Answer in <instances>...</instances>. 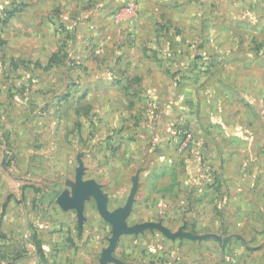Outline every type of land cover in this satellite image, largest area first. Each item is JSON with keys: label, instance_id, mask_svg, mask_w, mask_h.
I'll return each instance as SVG.
<instances>
[{"label": "rangeland", "instance_id": "obj_1", "mask_svg": "<svg viewBox=\"0 0 264 264\" xmlns=\"http://www.w3.org/2000/svg\"><path fill=\"white\" fill-rule=\"evenodd\" d=\"M162 1L140 22L135 0H0V256L99 264L112 228L94 198L81 227L56 202L80 156L109 211L138 174L128 225L219 238L124 234V264H264V0ZM133 62L152 65L120 69ZM99 64L155 94L91 84Z\"/></svg>", "mask_w": 264, "mask_h": 264}, {"label": "water", "instance_id": "obj_2", "mask_svg": "<svg viewBox=\"0 0 264 264\" xmlns=\"http://www.w3.org/2000/svg\"><path fill=\"white\" fill-rule=\"evenodd\" d=\"M77 162L78 166L75 169L74 186L70 192L67 190L62 191L58 195L56 202L63 210H75L78 226L81 227L84 220V202L88 200L90 196L94 198L98 213L112 228L111 237L108 238V245L101 252L99 264H107L109 262L124 264L113 255L120 236L124 234H137L146 229L158 230L170 239L187 238L191 240H202L208 237H214L219 240L218 236L214 234H193L183 230L181 227L176 231H171L161 222L155 221L128 225L126 219L132 209L134 195L138 186V174L132 179V186L124 205L109 211L107 208V196L102 192L100 185L93 179H83L84 166L80 156L77 157Z\"/></svg>", "mask_w": 264, "mask_h": 264}, {"label": "crops", "instance_id": "obj_3", "mask_svg": "<svg viewBox=\"0 0 264 264\" xmlns=\"http://www.w3.org/2000/svg\"><path fill=\"white\" fill-rule=\"evenodd\" d=\"M154 1H156V0H135V3H129V4L127 3L122 8H124V7L128 8V6H130V4H132V8L134 11V12L132 11V13H134V15H131V16L135 17L134 18L135 20H138V18L140 17L139 20H140V22H142V18H145V17H143L144 13L150 11L152 8L155 7L156 4L154 3ZM169 2L171 3V0H163L162 3H160V4L161 5L163 4L164 6H166V4L169 5ZM160 4H157V5H160ZM115 16H117L116 12H115ZM99 52L104 53V51L102 49H99L97 51V53H99ZM151 65L152 64H150V63L149 64H145V63L138 64V63H134V62L131 64L124 63L123 67H121L120 69H125L127 71L135 70V69L138 70L139 68H141V66L145 67L146 69H149ZM99 67L102 71L100 74L96 75L98 77H95V75H93V73H92L91 66H89V70L91 71L89 80H90L91 84H93L95 78H98L102 82H105V83L111 81V83H110L111 85H116V86L120 85L121 86L123 94L125 96H129V97L134 96L138 100H142V98H144V97H147L149 95L153 96L155 94V92L150 91L151 88L155 87V85H156L155 80L152 78H150V80L153 81L155 84H151L150 80L147 79V77H145V76L143 77L140 74L137 75V73H131L130 75H127V74L122 75L121 74V77H118L116 74H112V73L106 74L103 71L104 67L101 64H99ZM113 79H115V80L113 81ZM148 86H149V88H148ZM133 87H135L136 90L133 89ZM8 242L9 241H6V240H0V246L7 248L9 245H11ZM26 245H28V244H26ZM31 245L34 246L33 244H31ZM11 246H13V245H11ZM37 252H39V251H37ZM13 253H14V250H12V249L9 251H6L5 254H2L0 256V260L3 261V259H6L5 264H31L30 260L28 259V257H29L28 255L27 256L26 255H19V254L15 255Z\"/></svg>", "mask_w": 264, "mask_h": 264}, {"label": "built area", "instance_id": "obj_4", "mask_svg": "<svg viewBox=\"0 0 264 264\" xmlns=\"http://www.w3.org/2000/svg\"><path fill=\"white\" fill-rule=\"evenodd\" d=\"M192 139V135L190 132H185L182 137L180 138V141L178 143V150L182 151L186 148H188V146L190 145Z\"/></svg>", "mask_w": 264, "mask_h": 264}]
</instances>
